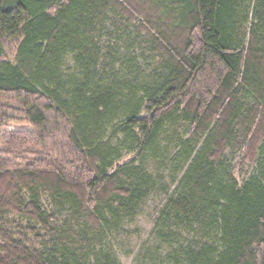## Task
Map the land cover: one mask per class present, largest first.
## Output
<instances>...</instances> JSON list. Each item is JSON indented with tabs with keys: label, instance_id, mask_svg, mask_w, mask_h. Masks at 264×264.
Returning a JSON list of instances; mask_svg holds the SVG:
<instances>
[{
	"label": "trees",
	"instance_id": "1",
	"mask_svg": "<svg viewBox=\"0 0 264 264\" xmlns=\"http://www.w3.org/2000/svg\"><path fill=\"white\" fill-rule=\"evenodd\" d=\"M121 257L264 264V0H0V264Z\"/></svg>",
	"mask_w": 264,
	"mask_h": 264
},
{
	"label": "rangeland",
	"instance_id": "2",
	"mask_svg": "<svg viewBox=\"0 0 264 264\" xmlns=\"http://www.w3.org/2000/svg\"><path fill=\"white\" fill-rule=\"evenodd\" d=\"M12 51V50H11ZM10 53V52H9ZM8 52L5 53V58L6 59H10L9 57V54ZM62 72L65 76H72V75H75L77 76L79 73L77 72V68L76 66L73 65V63L69 60V59H65L64 62H63V67H62ZM22 128H19V127H16V129L14 130H17V131H22L21 130ZM132 156H128V157H125L123 158L122 160H120L119 162H117L116 166H119L121 164H123L124 162L128 161ZM42 205L43 207L50 211L51 210V206L49 204V202L47 201V199L45 198H42ZM157 201H151L148 206H151V205H155ZM153 203V204H152ZM150 208V207H149ZM138 226H139V235H141L142 237H145L146 234L148 233L149 231V223L147 222L146 218L145 217H141L139 220H138ZM121 260L124 264H129L130 260L129 259H124V257H121Z\"/></svg>",
	"mask_w": 264,
	"mask_h": 264
}]
</instances>
